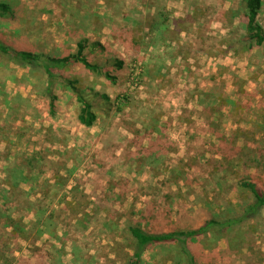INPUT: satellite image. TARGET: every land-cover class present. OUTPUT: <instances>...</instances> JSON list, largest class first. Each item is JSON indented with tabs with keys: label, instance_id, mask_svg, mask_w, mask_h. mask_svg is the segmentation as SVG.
<instances>
[{
	"label": "rangeland",
	"instance_id": "obj_1",
	"mask_svg": "<svg viewBox=\"0 0 264 264\" xmlns=\"http://www.w3.org/2000/svg\"><path fill=\"white\" fill-rule=\"evenodd\" d=\"M0 2L16 12L0 20L15 49L71 54L82 41L91 63H109L64 73L98 94L86 128L66 81L53 88V113L44 72L0 53V264H127V224L192 230L238 213L253 198L243 182L264 190V50L236 43L245 0ZM253 224L229 236L236 248L203 241L198 264H264V220ZM180 260L176 246H153L142 264Z\"/></svg>",
	"mask_w": 264,
	"mask_h": 264
},
{
	"label": "trees",
	"instance_id": "obj_2",
	"mask_svg": "<svg viewBox=\"0 0 264 264\" xmlns=\"http://www.w3.org/2000/svg\"><path fill=\"white\" fill-rule=\"evenodd\" d=\"M245 4L246 31L240 35L236 43L247 47L249 50L259 49L263 51L264 28L259 21L263 0H245ZM16 17V12L9 3L0 2V20L14 21ZM77 48L76 53L52 55L25 48L15 49L12 45L4 42L0 38L1 54L9 57L18 66L44 72L47 77V92L50 96V107L53 113H55L56 101L58 100L57 95L53 92V88L64 80L72 92L77 95V100L82 105L79 115L80 123L86 128H92L97 123L98 115L95 110L96 106L94 105V101L91 100L90 96H97L98 94L92 93L91 95H86L85 92H82L76 87V81L65 79L64 73L69 67L79 64L93 73L102 74L104 72L103 68L109 63L106 65L91 63L85 54L87 47L82 41L78 43ZM115 64L118 70H122L125 65L123 61H116ZM104 74L107 79L113 82L116 81V77H113L110 73L105 72ZM99 97L104 100L109 99L108 96L101 94ZM238 151L239 160H243L250 167L259 163V159L255 153H252L249 149H239ZM23 180L26 181L25 178ZM47 185L48 183H45V186ZM241 186L250 191L253 194V198L251 200L241 199L240 211L238 213L226 215L224 218L208 219L201 226L192 230L149 232L135 223L127 224V234L132 237L134 242L133 255L127 264H142L145 255L153 246H176L181 259L179 264H198V248L208 238H230V246L236 248L231 243L234 239L231 241V237L229 236L235 234L236 238H238L244 235L243 231L246 227L253 226L256 228V225L253 223L264 220L263 187L260 184L249 181L243 182ZM54 187L57 188L58 194L64 191L63 187L59 184Z\"/></svg>",
	"mask_w": 264,
	"mask_h": 264
}]
</instances>
